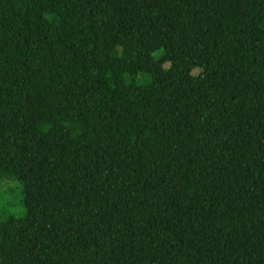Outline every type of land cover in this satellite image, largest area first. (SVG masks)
I'll list each match as a JSON object with an SVG mask.
<instances>
[{
	"label": "trees",
	"instance_id": "1",
	"mask_svg": "<svg viewBox=\"0 0 264 264\" xmlns=\"http://www.w3.org/2000/svg\"><path fill=\"white\" fill-rule=\"evenodd\" d=\"M0 264H264V0H0Z\"/></svg>",
	"mask_w": 264,
	"mask_h": 264
},
{
	"label": "rangeland",
	"instance_id": "2",
	"mask_svg": "<svg viewBox=\"0 0 264 264\" xmlns=\"http://www.w3.org/2000/svg\"><path fill=\"white\" fill-rule=\"evenodd\" d=\"M24 195L19 182L3 180L0 182V222L24 215Z\"/></svg>",
	"mask_w": 264,
	"mask_h": 264
}]
</instances>
